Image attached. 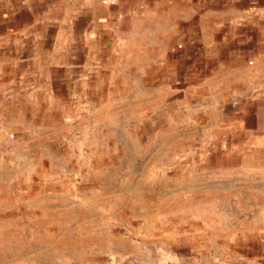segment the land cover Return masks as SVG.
I'll list each match as a JSON object with an SVG mask.
<instances>
[{
	"label": "crops",
	"instance_id": "1",
	"mask_svg": "<svg viewBox=\"0 0 264 264\" xmlns=\"http://www.w3.org/2000/svg\"><path fill=\"white\" fill-rule=\"evenodd\" d=\"M82 125L105 143L133 135L141 160L175 135L189 140L204 158L192 179L177 188L167 180L165 191L191 196L196 187L213 213L231 215L230 232L215 236L214 250L205 233L189 263L264 264V0H0V264L28 258L9 231L29 228L23 209L44 222L53 196L42 171L19 173L48 145L92 149L77 146ZM111 182L103 190L126 198L152 189L138 175ZM128 208L119 206L125 217L109 232L142 227Z\"/></svg>",
	"mask_w": 264,
	"mask_h": 264
},
{
	"label": "rangeland",
	"instance_id": "2",
	"mask_svg": "<svg viewBox=\"0 0 264 264\" xmlns=\"http://www.w3.org/2000/svg\"><path fill=\"white\" fill-rule=\"evenodd\" d=\"M86 127H77L82 130L76 135V139H80L77 146L89 145L92 149L48 145L42 163L26 165L19 173V177L32 179L31 176L36 177L42 171L46 190L53 196L44 202L46 218L41 224L32 223L38 218L37 213H33L35 207L30 213L23 209L21 217L25 224L30 222L29 228L9 231V243L23 241L31 254L9 264H190L191 257L204 248L202 236L205 233L206 243H209L206 248L214 250L215 241H220L215 236L230 232L228 210L213 213V203L198 198L196 187L190 188L191 196L187 191L186 195L181 190L165 191L167 180L177 188L184 184L183 179H192L197 160L204 158L199 151L187 148L191 145L189 140L175 135L174 141L160 143L157 150L147 151L149 157L141 160L135 156L133 135L127 144L117 134L111 135V141L105 143L101 134H84ZM89 136L94 138L92 144L84 141ZM149 144L147 142L143 149ZM133 175H138L141 184L150 185L152 189L138 197L126 198L119 196L118 191L108 193L102 188L111 180V186L118 185L114 181H124L125 177ZM35 186L37 188V183ZM219 200L225 205L230 199ZM124 202L131 211H139L137 221L142 227L136 232L122 231L118 235L119 227L109 232V224L125 217L119 213V206ZM58 205L61 207H54ZM201 220L206 222V230L201 227ZM218 225L224 229H219ZM111 232L116 236L109 239ZM221 246L229 252L226 241L221 242ZM106 248L112 250L111 259L98 261L90 255Z\"/></svg>",
	"mask_w": 264,
	"mask_h": 264
}]
</instances>
